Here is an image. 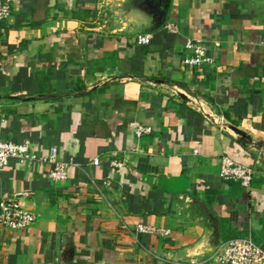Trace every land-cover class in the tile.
Instances as JSON below:
<instances>
[{"label":"crops","instance_id":"0c3cea01","mask_svg":"<svg viewBox=\"0 0 264 264\" xmlns=\"http://www.w3.org/2000/svg\"><path fill=\"white\" fill-rule=\"evenodd\" d=\"M8 1L0 138L70 165L58 182L52 161L0 168V201L37 215L0 225V264H225L216 245L247 235L264 248V0ZM190 38L219 42L215 68L184 63ZM223 156L253 169L250 188L221 178Z\"/></svg>","mask_w":264,"mask_h":264},{"label":"built area","instance_id":"2783aa9c","mask_svg":"<svg viewBox=\"0 0 264 264\" xmlns=\"http://www.w3.org/2000/svg\"><path fill=\"white\" fill-rule=\"evenodd\" d=\"M12 14V5L8 0H0V20L7 19ZM174 32L178 29L171 26ZM151 34L140 35L137 42L141 44L150 43ZM219 42L214 46H209L201 41L188 39L185 48L188 54L183 61L199 70L215 68L217 59L214 53ZM152 131L150 126H139L137 135L142 136ZM17 160L22 163H34L36 161H52L53 168L49 172V177L53 181H63L69 176V162L57 159V149L52 147L48 157H39L27 143H19L10 139L0 138V168L6 166L10 160ZM99 163L98 159L94 160ZM220 176L226 181H239L243 186L250 188L254 177L253 169L229 156H223L221 161ZM111 165L121 168L123 163L112 160ZM37 215L19 204L15 197L0 201V225L14 230L26 228L35 223ZM136 229L140 232L168 235L170 230L163 227L139 223ZM213 257L225 264H264V248L257 243L250 235L232 238L221 243L213 253Z\"/></svg>","mask_w":264,"mask_h":264},{"label":"rangeland","instance_id":"374dc122","mask_svg":"<svg viewBox=\"0 0 264 264\" xmlns=\"http://www.w3.org/2000/svg\"><path fill=\"white\" fill-rule=\"evenodd\" d=\"M110 4H107L103 9H101L102 11V15L100 18H98L96 21L101 22V24H105V27H110L112 26L113 21L111 20L112 18L114 19V17H112V9L110 8ZM98 9H96L97 11ZM99 11V10H98ZM98 16H94V19H96ZM93 19V20H94Z\"/></svg>","mask_w":264,"mask_h":264},{"label":"water","instance_id":"95a60500","mask_svg":"<svg viewBox=\"0 0 264 264\" xmlns=\"http://www.w3.org/2000/svg\"><path fill=\"white\" fill-rule=\"evenodd\" d=\"M218 246H219V244L216 245V247H218Z\"/></svg>","mask_w":264,"mask_h":264}]
</instances>
